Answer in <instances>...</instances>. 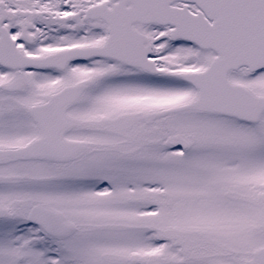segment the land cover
<instances>
[{
  "label": "snow or ice",
  "instance_id": "6c2138e0",
  "mask_svg": "<svg viewBox=\"0 0 264 264\" xmlns=\"http://www.w3.org/2000/svg\"><path fill=\"white\" fill-rule=\"evenodd\" d=\"M0 264H264V0H0Z\"/></svg>",
  "mask_w": 264,
  "mask_h": 264
}]
</instances>
